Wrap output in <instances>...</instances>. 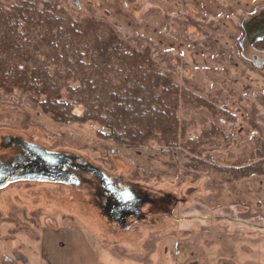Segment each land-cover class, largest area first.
I'll use <instances>...</instances> for the list:
<instances>
[{"label":"rangeland","instance_id":"rangeland-1","mask_svg":"<svg viewBox=\"0 0 264 264\" xmlns=\"http://www.w3.org/2000/svg\"><path fill=\"white\" fill-rule=\"evenodd\" d=\"M51 1L149 49L228 116L177 110L184 139L219 129L196 153L156 140L129 147L102 125L54 122L29 93L0 92V264H264V37L250 46L263 52L241 44L242 18L264 0ZM107 177L148 196L147 223L118 224L138 212L128 190L101 210L87 184L105 189Z\"/></svg>","mask_w":264,"mask_h":264},{"label":"trees","instance_id":"trees-1","mask_svg":"<svg viewBox=\"0 0 264 264\" xmlns=\"http://www.w3.org/2000/svg\"><path fill=\"white\" fill-rule=\"evenodd\" d=\"M15 90L31 94L54 122L102 125L113 141L129 147L156 140L196 153L219 129L213 123L198 140L184 139L177 110L203 107L213 117L228 116L162 72L149 49L133 47L102 19L75 18L51 0H0V92ZM70 172L77 178L76 169ZM87 186L98 201V181L96 190Z\"/></svg>","mask_w":264,"mask_h":264},{"label":"flooded vegetation","instance_id":"flooded-vegetation-1","mask_svg":"<svg viewBox=\"0 0 264 264\" xmlns=\"http://www.w3.org/2000/svg\"><path fill=\"white\" fill-rule=\"evenodd\" d=\"M242 25V29H243V37H242V41L241 44L243 46L244 51H246L247 53H251V54H255L257 53V51H259L257 48L256 49H252L251 44L253 45V43H256L257 40H260L264 37V5L259 6L253 13H251L250 15L247 14L242 18L241 21ZM259 52H263V51H259ZM108 179H106V185H104L105 189L100 190V194L99 195V202L98 204L101 206V210L103 212H106L107 210V203L108 201L114 199V194H116L117 192H121L122 190H128L130 191L132 194H134L135 199L140 200L139 202V208H138V212L137 214H128L124 217V219H122L121 221H118V224H121L122 226H127V225H132L136 222H148L149 221V215L152 212V209H155L154 206L150 207H145L146 205V198H148V196H146L144 193H142L140 190H136L135 188H126L124 186H117L115 185V181L113 179H111L110 177H107ZM99 180V179H98ZM100 181V180H99ZM148 204V203H147ZM147 209L148 210V215L144 214L143 209ZM151 209V210H150ZM142 216V217H141ZM141 217V218H139ZM115 224H117L116 221H113Z\"/></svg>","mask_w":264,"mask_h":264},{"label":"water","instance_id":"water-1","mask_svg":"<svg viewBox=\"0 0 264 264\" xmlns=\"http://www.w3.org/2000/svg\"><path fill=\"white\" fill-rule=\"evenodd\" d=\"M45 152V155L47 154V152L46 151H44ZM57 156H60V154H57ZM61 157V159L63 160V163H62V165H61V167H62V171H65V169H64V166L68 163V159L67 158H65V157H62V156H60ZM46 160H48V162L49 163H52V164H54L55 163V160L54 159H52V158H46ZM9 166H11V165H9ZM14 166V165H13ZM15 166H18L17 164H15ZM6 167H8V166H6ZM6 167H4V168H6ZM16 170H18V168L16 169ZM15 170V171H16ZM15 171L13 172V175L15 174ZM66 172V171H65ZM68 174H70L69 172H67ZM70 176H72V175H70Z\"/></svg>","mask_w":264,"mask_h":264},{"label":"crops","instance_id":"crops-1","mask_svg":"<svg viewBox=\"0 0 264 264\" xmlns=\"http://www.w3.org/2000/svg\"><path fill=\"white\" fill-rule=\"evenodd\" d=\"M71 236V235H70ZM69 236V239L71 240L72 237Z\"/></svg>","mask_w":264,"mask_h":264},{"label":"built area","instance_id":"built-area-1","mask_svg":"<svg viewBox=\"0 0 264 264\" xmlns=\"http://www.w3.org/2000/svg\"><path fill=\"white\" fill-rule=\"evenodd\" d=\"M106 132H109V131H106Z\"/></svg>","mask_w":264,"mask_h":264}]
</instances>
